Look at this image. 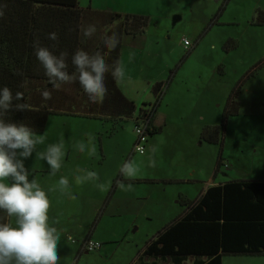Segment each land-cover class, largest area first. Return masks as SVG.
Masks as SVG:
<instances>
[{"label":"rangeland","instance_id":"1","mask_svg":"<svg viewBox=\"0 0 264 264\" xmlns=\"http://www.w3.org/2000/svg\"><path fill=\"white\" fill-rule=\"evenodd\" d=\"M145 1L140 0L139 5H144ZM78 4L85 9L116 13L110 8L131 10L133 2L78 0ZM223 5L225 8L218 18L223 26L215 25L206 30L205 26L198 24L203 18L210 22ZM256 10L264 13V0H168V21L156 19L160 24L159 35L165 37L168 55H163V59L153 58L150 62L155 61L162 66L168 60V75L165 69L161 73L162 82L176 87L178 95L187 103L184 109L190 106L189 100L201 81L204 112L207 115L210 110L214 113L213 120H219L223 107L215 109L217 105L211 104L213 93H216V81H221L223 92L225 86L237 81L246 68L264 56V27H254L249 31V22ZM196 32L203 33L197 44V38L193 37ZM223 37H227L232 44L230 37L236 45L229 46L231 56L224 63H218L222 58L211 43L217 44ZM184 39L191 44L188 55L183 46ZM234 48L235 52L232 50ZM244 65L247 66L241 71ZM252 78L250 81L257 82L249 88V93L256 92L252 91L254 88L257 91L263 89L264 93V67ZM256 100L249 101V104L254 102L256 107H249L238 117L228 120L221 152L219 146L201 140V132H192L187 127V120H183L185 112L171 105L168 107V129L159 135L148 136L145 157L134 152L136 135L131 121L124 123L117 133L111 131L107 135L105 131L109 126L100 122L51 116L43 132L45 143L38 145L36 152H43L49 144L62 141L65 156L61 169L56 175H50L46 161L36 153L25 161V166L31 172L29 179L39 183L50 201L49 225L57 229L60 237L59 264L134 263L145 242L182 212L179 194L197 198L199 191L206 187L207 180L213 178L218 153L221 154L222 166L213 182L264 180V108L258 106ZM140 106L141 103H138V108ZM247 106L244 101V107ZM209 119L212 118L206 116V123ZM89 136L95 137V155H89L87 149L79 151L78 145L81 142L87 144ZM152 141L155 152L149 147ZM150 158L155 160V167L148 166ZM129 160L140 168L138 175L131 180L120 175L121 166ZM189 164L196 165L192 174V170H187ZM81 170L97 172L99 180L77 184L76 177L84 175ZM187 174L191 177H187ZM177 175L195 182L186 184L175 180L176 183L168 184V177ZM61 177L69 181L66 192L60 191L58 181ZM122 179L125 184L133 185L131 191L118 188L116 182ZM140 179H156V183L137 182ZM101 183L103 189L96 186ZM10 223L15 226L14 218ZM84 240L97 242L101 248L79 252ZM222 262L264 264V257H225Z\"/></svg>","mask_w":264,"mask_h":264},{"label":"trees","instance_id":"2","mask_svg":"<svg viewBox=\"0 0 264 264\" xmlns=\"http://www.w3.org/2000/svg\"><path fill=\"white\" fill-rule=\"evenodd\" d=\"M0 5L6 6L0 9L5 13L0 19V88L8 87L13 95L20 92L22 99L15 103L27 105L23 111L9 113L10 121L22 122L38 135L43 134L51 116L96 120L109 125L111 132L121 129L126 122L131 121L135 126L155 107L150 112L148 136L160 133L161 129L154 127L153 120L168 83L154 84L153 103L143 104L134 115L133 103L121 95L110 73L106 74L108 93L102 104L91 103L78 82L56 90L45 75L34 49L38 41L55 55L67 52L71 74L74 71L71 57L76 50L89 54L97 51L108 53L105 37L115 32L121 43L124 34L141 35L149 22L147 16L85 9L79 7L78 0H0ZM224 8V5L219 8L206 30L217 25ZM249 24L263 28L264 13L256 10ZM88 25H95L97 31L90 38H85L82 29ZM104 28L105 34L101 31ZM49 33H56L58 41L49 40ZM199 40L201 35L196 44ZM227 45L232 44L228 42ZM120 46L105 56L110 65L118 61ZM184 48L188 55L190 50ZM263 67L264 57L240 77L224 103L219 124L204 127L200 133L201 140L219 146L221 152L226 124L239 113L238 96L245 83ZM45 90L51 92V99L44 98ZM220 166L222 158L218 153L214 177ZM137 182L156 183L153 180ZM172 183L176 181L168 180V184ZM179 203L182 212L145 242L142 257L162 262L168 259L169 264L186 261L191 264H222L225 257H264V180L222 182L209 187L199 198L192 201L180 198ZM4 217L6 221V213Z\"/></svg>","mask_w":264,"mask_h":264},{"label":"clouds","instance_id":"3","mask_svg":"<svg viewBox=\"0 0 264 264\" xmlns=\"http://www.w3.org/2000/svg\"><path fill=\"white\" fill-rule=\"evenodd\" d=\"M6 7L0 5V9ZM5 13L0 10V19ZM95 25H88L82 29L85 38H90L96 33ZM47 38L58 41L56 33H49ZM108 53L120 45L119 35L115 32L104 38ZM35 55L49 81L56 90L64 85L78 82L88 100L94 104H102L107 96L108 89L105 84L106 74L110 73L117 83L123 82L125 69L119 61L113 64L106 62L108 53L100 51L89 54L84 50H76L71 57L74 71H68V53L53 54L49 47L34 44ZM45 99H51V92H43ZM22 99L20 92L13 95L8 87L0 88V210L9 218H14L11 223H0V264H59V235L57 229L49 225L50 201L46 192L35 179H29V169L25 161L36 153L40 159L46 161L50 168V175H56L62 167L65 156L64 143L61 141L49 144L45 151L36 152L37 146L45 143V135H38L31 127L24 123H17L8 119L12 111H23L27 105L15 103ZM95 137L89 136L87 144L81 142L78 147L80 152L86 149L89 155H95ZM141 151H143L141 149ZM155 152V149H152ZM155 160L149 159L148 166L155 167ZM84 175L76 177L77 184L86 181L96 182L99 175L95 171H86ZM140 171L138 165L129 160L120 168V175L131 180ZM122 191H131L133 185L125 184L123 179L116 182ZM60 191L66 192L69 181L61 177L58 181ZM100 189L104 185L97 184ZM75 198V197H72Z\"/></svg>","mask_w":264,"mask_h":264},{"label":"crops","instance_id":"4","mask_svg":"<svg viewBox=\"0 0 264 264\" xmlns=\"http://www.w3.org/2000/svg\"><path fill=\"white\" fill-rule=\"evenodd\" d=\"M127 1L128 0H126V2ZM220 1L221 0H215V2H220ZM132 2H133V4H132L131 10H118V9L116 10L113 8H110V10H112L116 13H122V14L143 15V16H147L149 19L148 25H149V27H151L150 29H148L149 27L147 26L145 28L146 31H144L143 34L137 35V36H131V35L124 34L121 38V43H120L121 46H120V53H119L118 61L120 62V64L125 69V77H124L123 82H120V83L116 82V87H117L118 91L121 93V95H123L127 101L133 103V105L135 107V114L134 115H137V112L140 110V108H142L143 104H151L154 101V96L152 93V87L154 86V84L161 83L163 81V79L161 78V73H163V71H165V69H166L167 75H168V60L162 66H159L155 61L150 62V60H152L153 58L163 59V55H165V54L168 55V49L166 48V50H165V44H164L165 37L161 34L159 35L158 31H159L160 24H159L158 20H156V19H159V20H164L166 22L168 21V0H154V1L153 0H146L144 5L143 4L139 5L140 0H132ZM224 7H225V5H224ZM97 11L111 12L109 10H97ZM217 12H218V10H217ZM220 14H222V12ZM207 21H208V19L203 18L202 22L200 21V22H198V24L202 25L203 27L204 26L206 27V25H208V22H209V21L208 22ZM216 24L219 26H223V23L220 21V19H218L216 21ZM249 28H250L249 31H251V29L254 27H252L249 24ZM101 31L103 34H105L106 28L102 29ZM249 31H247L245 33H248ZM202 34L203 33H201V32H196L193 35V37L198 39L201 35V38H202ZM166 35H168V29L166 31ZM227 39H228L227 37H223L217 44H215L214 42L211 43V47H213V49L218 50L219 55L222 58L220 61H218V63H224V61H226L228 59V57L231 56L230 48L227 45V43L229 41ZM229 39L231 40L232 45H233L235 42L232 41V39L230 37H229ZM244 40H245V38L243 39V41ZM235 45H236V43H235ZM235 48L232 49L234 52H235ZM262 58H260V59H262ZM254 64H252V65H254ZM252 65H250L248 67V69ZM246 66L247 65H244L241 68V71H243V69H245ZM248 69L246 68L243 71V74L246 73L248 71ZM240 77H239V79H240ZM251 79H253V78H251ZM250 80L245 83V85L243 86V88H242V90L238 96V101L240 104L239 113H241L242 111H245V110H249L248 109L249 107H256L254 102H253L254 104L253 103L249 104L250 99H255V100L257 99L256 101L258 102V106H261V108L262 107L264 108L263 89H260L257 91V89L254 88V89H252V91L256 90V92L251 91L252 94L249 93V91H248L249 88L257 82V81H250ZM237 81H231L230 84H228L227 86H225V88H223V92L220 88L221 81H216V85H217L216 86V93H213V99L211 101L212 105H217L216 107L213 106V107H215V109L219 108L220 106H222L224 108V103H225L228 95L230 94L231 90L233 89V87L237 83ZM168 93H169V97H168ZM246 99H248V100H246ZM244 101L248 105L247 108L244 107ZM189 102L191 103L190 106L187 105L186 108L184 109V104H187V103L178 95V90L176 89V87L175 86L171 87V84L169 86L167 85L166 89L164 90V94L162 95V98L160 100V103L156 109V113H155L154 120H153L154 127L156 129H161L160 133H163L165 130L168 129V125H169L168 107L170 105L175 107V108H178L179 110H183L185 112V114H184L185 118H183V120H187V122L189 123L187 125V127L190 130H192V132H194V133H200L205 126L212 127V126H216L219 124L221 116H219V120L217 121V120H213L214 113H211L210 110L208 111L207 115L204 112V109H203V107H204V90H203V83H201V81L198 82L197 90H196L195 94L191 96ZM138 103H141L140 108H138ZM239 113H238V116H239ZM220 115H222V113ZM206 116H207V118H212V119H209L208 123H206ZM238 116H236V117H238ZM91 121H96V120H91ZM96 122H99V121H96ZM100 123L103 125L109 126V125L104 124L102 122H100ZM109 129H110V126L105 131L107 133V135H108V133H111ZM118 130H116V131L114 130L113 133H117ZM159 134H156V135H159ZM149 147H150V150L153 149V147H154L153 141L149 144ZM143 155L142 156L145 157V153ZM195 166H196L195 164H192V165L189 164L187 166V170L188 171L192 170L193 171V172H191V174H192L195 172V169H196ZM194 167H195V169H194ZM214 169H215V167H214ZM47 171L50 173V169H48ZM29 173H31V172H29ZM35 173H36V171L34 172V174ZM40 174H43V172H40ZM42 176H44V175H42ZM187 177H191L190 174H187ZM31 178H33V175ZM214 178L215 177H214V171H213V178L207 180L206 187H204L203 190L199 191V196L197 198H199L201 196V194L204 193L209 187L219 184V182L218 183L213 182ZM146 180L156 181V179H140L137 181H146ZM168 180H176V181H179L181 183H186V184H191V183L195 182V180H187V178H184V177L179 176V175L169 176ZM221 182H223V181H221ZM143 183H147V182H143ZM180 198L183 200H189V201L196 199V198H191L190 196H183V194H179V201H180ZM4 216H5V212L0 210V223H10L11 218H9L7 216L6 221H5ZM100 248H101V246H100ZM79 252H85V251H82V250L80 251V249H79ZM141 252H140L138 258L136 259V261L132 264H157L158 262H162V261H153L149 258L142 257ZM145 260H147V261H145ZM186 262H188V261H186ZM163 263H168V259L163 261ZM222 264H223V262H222Z\"/></svg>","mask_w":264,"mask_h":264},{"label":"built area","instance_id":"5","mask_svg":"<svg viewBox=\"0 0 264 264\" xmlns=\"http://www.w3.org/2000/svg\"><path fill=\"white\" fill-rule=\"evenodd\" d=\"M183 45L187 48L191 44L188 42V40L184 39L183 40ZM155 108V107H153ZM153 108L149 110V114H147L145 117L140 118L136 125L134 126V133L136 135V142L134 145V152L138 153L140 155H143L145 153V145L147 143V138H148V131L151 130L149 127V122H150V117L151 113L153 111ZM141 149L143 151H141ZM73 242V241H71ZM100 249V244L97 242H92L90 240H84L81 243V250L82 251H95Z\"/></svg>","mask_w":264,"mask_h":264}]
</instances>
